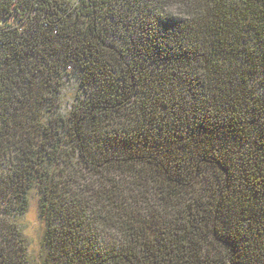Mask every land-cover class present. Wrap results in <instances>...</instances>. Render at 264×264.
Here are the masks:
<instances>
[{"label": "trees", "instance_id": "1", "mask_svg": "<svg viewBox=\"0 0 264 264\" xmlns=\"http://www.w3.org/2000/svg\"><path fill=\"white\" fill-rule=\"evenodd\" d=\"M33 187L42 264H264V0H0V264Z\"/></svg>", "mask_w": 264, "mask_h": 264}, {"label": "rangeland", "instance_id": "2", "mask_svg": "<svg viewBox=\"0 0 264 264\" xmlns=\"http://www.w3.org/2000/svg\"><path fill=\"white\" fill-rule=\"evenodd\" d=\"M72 2L78 0H71ZM18 15L13 14L9 20L19 21ZM118 38L121 37L119 34ZM112 36L113 38L117 37ZM80 92L78 88V80L71 72L63 77L61 110L68 113L72 104L76 101L77 94ZM20 225L22 229V237L27 247L28 264H42L45 255V247L43 245V231L45 227L44 217L39 213V192L33 187L28 193V205L24 213L20 216Z\"/></svg>", "mask_w": 264, "mask_h": 264}]
</instances>
